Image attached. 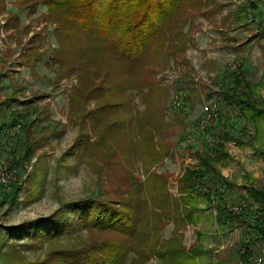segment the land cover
Instances as JSON below:
<instances>
[{
    "label": "rangeland",
    "instance_id": "rangeland-1",
    "mask_svg": "<svg viewBox=\"0 0 264 264\" xmlns=\"http://www.w3.org/2000/svg\"><path fill=\"white\" fill-rule=\"evenodd\" d=\"M45 1L0 0V124L8 121L11 113L27 116V121L31 122L29 142L32 149L31 157L23 159L22 153L30 144L24 139L18 125L9 123L5 128L0 126V163L14 164L18 182L21 183L17 197L11 204L9 200L13 188L11 191L0 188V255L10 251L14 242L31 243L27 234L11 235L10 232V229L25 222L38 220L39 227L46 226L44 222H47V217L55 210L62 209L64 223L73 222L74 225L78 212L68 208L71 203L89 197L117 200L125 197L127 190L136 185L142 188V196L146 194L143 185L147 176L142 168L143 147L134 141V164L124 158L126 153L123 151L111 155L115 146L122 147L128 143L124 132L114 139L119 117L114 115L93 120L100 115L99 112H91L99 102L91 99L85 103L83 110L72 99L71 92L78 85V73L83 71L75 70L64 78L58 77V62L52 58L60 42L56 34L58 24L49 16ZM220 2L222 12H213L210 18L200 11L194 12L184 27V31L189 30L193 37L186 51L172 56L164 72L151 68L155 69L156 74L147 70L140 81L147 85L159 79L168 91V97L159 106L164 112V120L171 125L167 132L155 133L156 141L162 139L169 148L168 155L151 170L166 175L169 191L175 196L178 195L177 177L185 166L197 162L196 152L206 151L207 143L215 139L219 130L225 129L232 135H239L241 128L249 125L246 137L252 140V144L228 142L226 146L232 158L219 165L224 177L237 182V186L226 191L225 199L229 205L239 207L251 201L241 185L251 183L256 188L264 187V115H244L234 107L223 111L220 121L211 119L205 127L200 126V121L207 112L206 108L210 110L219 99L220 89L231 86L234 66H240L251 82L258 81L263 75L264 33L258 29L259 25L264 27V0H256L255 9L248 5V0ZM229 10L242 14L244 22L231 20L225 22L228 24L225 28L221 16ZM221 30L226 31L227 35L219 36ZM183 57L188 60L187 63L181 61ZM104 66L111 71V89H121L124 97L129 99L128 106L131 108L126 106L130 110L128 112H132V109L143 111L147 101L142 93L147 88L139 91L136 86H130L138 77L126 72L121 65L118 67L112 60H108ZM77 67L80 68V65ZM91 70L90 67L84 68V71ZM88 84L86 80L80 88L87 91ZM263 96L264 88H261V93L252 97L261 101ZM126 107L121 106V111ZM75 111L77 113L74 114ZM128 112L122 114L127 116L130 114ZM174 115L177 118H173ZM151 120L155 126L160 124L155 117ZM146 125L145 128H150ZM110 126L113 129L109 130ZM80 133L88 135V150L87 144L76 148ZM102 133L107 134L104 139L105 144L111 146L109 149L105 146L102 148V144L90 145ZM126 133L130 135L131 130H126ZM131 138L137 140L138 136L132 133ZM128 176L131 177L130 182ZM200 207L203 221L197 229L205 233L200 254L190 252V247L197 243L194 227L187 225L182 230L185 254L191 255L185 257L188 264H192V261H196V264H242L245 250L250 251L248 261L252 264L258 263L259 257L264 258L263 243L255 233L250 236L242 232L243 226L238 220L219 225L214 218V203L206 205L200 201ZM172 229L171 223L166 224L162 238H169ZM58 239L56 245L67 247L78 242L88 244L120 238L114 232L79 229L74 225L71 230L66 227ZM18 248L28 260L43 257L45 250L21 245ZM128 256L132 257V253ZM140 264L163 262L152 255Z\"/></svg>",
    "mask_w": 264,
    "mask_h": 264
},
{
    "label": "trees",
    "instance_id": "trees-1",
    "mask_svg": "<svg viewBox=\"0 0 264 264\" xmlns=\"http://www.w3.org/2000/svg\"><path fill=\"white\" fill-rule=\"evenodd\" d=\"M248 2L252 9L257 8L256 0ZM45 4L49 16L58 24L56 34L60 42L52 55L58 62V77L64 78L75 70L83 71L78 73V85L71 92L72 99L83 110L85 103L91 99L95 103L99 102L92 107L91 112L100 113L93 120L107 119L114 115L119 117L115 125L117 131L113 132L114 139L124 132L128 143L122 147L113 145L111 155L123 151L126 153L124 158L130 159L129 163L132 161L134 164V141L143 147L142 168L147 173L143 185L146 194L142 196V188L136 185L127 190L125 197L117 200L89 197L68 205V208L78 212L76 224L74 223L76 228L114 232L120 239L58 246L56 241H59L65 228L71 230L74 225L73 222L64 223L63 210L57 209L47 217V222H44L46 226L39 227L38 220H31L10 229L11 235L27 234L31 243L27 245L14 242L10 251L0 255V264H140L152 255L161 259L163 264H188L185 257L191 255L185 254L182 230L187 225L194 227L197 243L190 247V252L200 254L205 236L202 230L197 229L203 221V211L199 212L202 210L200 201L206 205L215 204L214 218L219 225L224 226L229 220H238L243 226L242 232L250 236L255 233L264 246V187L256 188L251 183L241 185L251 201L234 210L235 206L227 203L225 194L237 186V182L224 177L219 166L232 158L226 146L228 142L248 146L252 144V140L246 137L249 125L242 127L239 135H232L225 129L219 130L215 139L207 143L206 151L196 152L197 162L185 166L177 177V196L170 193L166 175L151 170L168 155L167 145L162 139L157 142L155 137L157 131L165 133L171 125L164 120V112L159 106L168 97V91L159 79L147 85L141 83V75L147 70L156 74L155 69L151 68L164 72L170 65V58L185 52L192 41L190 31H184V27L194 12L200 11L203 16L210 18L213 12H222L220 0H46ZM221 20L224 21L222 25L227 28L228 24L225 22L234 20L243 23L245 17L229 10L222 14ZM259 26L258 30L264 33V27ZM221 31L219 36L227 35L226 31ZM98 55L99 58L96 57ZM108 60L138 77L130 86H136L139 91L147 88L142 93L147 101L143 111L135 112L132 109V112H128L129 99L124 97L121 89L120 92L111 89V71L104 66ZM181 61L188 62L184 57ZM262 66L264 72V53ZM86 67L92 68L91 72L84 71ZM231 76V86L220 89L219 99L214 102V119L220 121L223 111L234 107L244 115H264V97L261 101L252 97L260 94L261 88H264V76L253 83L245 77L240 66L232 68ZM86 80L89 81L88 89L83 91L80 87ZM121 106L127 107L121 111ZM125 112L130 114L124 116L122 113ZM152 117L157 118L156 122L160 121L158 126L152 123ZM175 117L177 118L176 115L173 116ZM145 121L149 122L148 125ZM9 123L13 126L17 124L24 139L30 144L22 153L23 159L30 158L31 122L27 121V116L16 112L11 113L8 121H3L0 126L5 128ZM144 125L150 128H145ZM111 129L113 127L110 126L109 130ZM126 130H131V134L126 133ZM132 133L138 136L137 140L131 138ZM105 136L107 134L102 133L90 145L93 147L96 143L99 146L102 144V148L105 146L109 149L111 146L105 144ZM83 144H87L88 150L87 133L78 135L76 148ZM105 152L106 150L103 155ZM10 166L15 167L14 164ZM37 175L38 172L35 176ZM127 179L130 182L131 177L128 176ZM15 184L9 204L14 202L20 189L21 183ZM0 188L6 191L4 187ZM169 223L173 225L172 235L163 239L162 231ZM19 245L43 248V257L28 260L21 253L23 251L19 250ZM131 253L132 257H129L128 254ZM250 256V251L245 250L242 264H250Z\"/></svg>",
    "mask_w": 264,
    "mask_h": 264
},
{
    "label": "built area",
    "instance_id": "built-area-1",
    "mask_svg": "<svg viewBox=\"0 0 264 264\" xmlns=\"http://www.w3.org/2000/svg\"><path fill=\"white\" fill-rule=\"evenodd\" d=\"M179 102L177 101V105ZM215 104L210 107V110L206 108L207 112L204 114L200 121V126L205 127L211 119H214L216 116L215 113ZM19 180L18 172L14 167H11L7 163L1 162L0 163V186L4 187L7 191H11L13 185L17 183ZM234 210H237L238 207H234ZM252 264V263H250ZM256 264H264V258L259 257V261Z\"/></svg>",
    "mask_w": 264,
    "mask_h": 264
},
{
    "label": "crops",
    "instance_id": "crops-1",
    "mask_svg": "<svg viewBox=\"0 0 264 264\" xmlns=\"http://www.w3.org/2000/svg\"><path fill=\"white\" fill-rule=\"evenodd\" d=\"M263 53H264V52H263ZM263 53H262V55H263ZM262 72H263V66H262ZM262 76H264V72H263V75H262ZM262 76H261V77H262ZM261 77H260V78H261ZM256 82H257V81H256ZM253 83H255V82H253ZM263 97H264V96H263Z\"/></svg>",
    "mask_w": 264,
    "mask_h": 264
}]
</instances>
